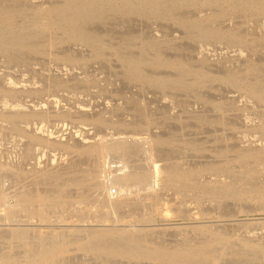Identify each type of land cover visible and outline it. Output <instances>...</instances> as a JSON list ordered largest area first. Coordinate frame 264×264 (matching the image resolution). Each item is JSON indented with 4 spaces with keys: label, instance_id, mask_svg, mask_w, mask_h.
I'll use <instances>...</instances> for the list:
<instances>
[{
    "label": "rangeland",
    "instance_id": "1",
    "mask_svg": "<svg viewBox=\"0 0 264 264\" xmlns=\"http://www.w3.org/2000/svg\"><path fill=\"white\" fill-rule=\"evenodd\" d=\"M58 1L0 0V11L7 14L0 15V112L33 115L10 122L0 116V258L19 253L5 238L8 226L31 224L36 208L15 209L11 192L41 186L51 198L42 210L44 220L33 219L41 238L52 225L74 228L60 259L65 264H162L81 249L79 230L89 224L131 226L141 232L143 248L148 242L171 249L214 241L195 264H264V197L236 192L220 197L214 190L223 182L264 190V97H258L264 90V12L243 4L250 0H167L164 9L149 5L132 12L111 0L81 18L79 26L101 40L92 44L67 25L37 24L48 8L72 2ZM202 22L210 29L202 32ZM158 53L187 65H160ZM131 59L138 62V74L129 71ZM21 129L41 133L55 145L29 139ZM151 137L162 144H150ZM102 142L129 149L102 152L97 145ZM245 150L261 156L245 164L238 161ZM162 163L198 172L158 190L149 176ZM131 168L146 179L122 178ZM31 169L45 177L28 174ZM112 174L121 177L115 186L97 190L99 178L107 181ZM62 192V201H76L74 212L68 207L65 214L79 212V219L57 221L63 211L53 204L54 195ZM98 196H116L127 207L94 208L101 204ZM9 208L17 211L15 220L7 221ZM126 212L125 221H116ZM26 235L30 241L39 238L31 230Z\"/></svg>",
    "mask_w": 264,
    "mask_h": 264
},
{
    "label": "bare ground",
    "instance_id": "2",
    "mask_svg": "<svg viewBox=\"0 0 264 264\" xmlns=\"http://www.w3.org/2000/svg\"><path fill=\"white\" fill-rule=\"evenodd\" d=\"M44 1L46 2V0H44ZM52 1H54V0H52ZM115 1L116 2H114V3L117 4L118 7H120L119 3H122V6L120 7L121 10L129 11V12L130 11L132 12L133 10H135L139 7L143 8V9H146V8L149 9V5H154L157 9L161 10V9H164L166 3H168L167 0H115ZM179 1L180 0H178L176 3H179ZM215 1H218V0H215ZM262 1L264 2V0H262ZM58 2H57V4H58ZM105 2L111 3L112 1L111 0H72V2L66 3L64 5H56V6H53L51 8H48L47 13L43 19L44 22H41L40 24L37 23V24L42 25V27L43 26H49V25H54V26H56V25H67L68 30L70 32L76 34L78 37H81V39H87L88 42L92 41L93 42L92 44H94V43L100 44L101 40H99L95 36L93 37L91 32L88 30V28L86 29L85 27L83 28L82 26H79V25H80V21L82 20L81 18L85 17L87 15L88 11L92 10L93 7L103 5V3H105ZM222 2H224V1H222ZM250 2H251V4L244 1L243 4L250 5V7H252L254 10L258 11L259 13L264 12V4H262L263 2L258 3V2H260V0H250ZM237 4H238V2H237ZM11 5H12V3H11ZM179 6H182V4H179ZM0 7H2L1 4H0ZM173 7H175V5ZM3 9H4V7H3ZM5 9H6V6H5ZM207 10H206V12H207ZM167 11L170 12V7H168ZM211 11H213V10H211ZM157 14H160V13H157ZM202 14H204V13L202 12ZM0 15L2 16V15H7V14L6 13L2 14V11H0ZM39 27H41V26H39ZM87 27H89V26H87ZM56 28H58V26H56ZM204 29L208 30L210 28H209V26L205 25V22H202V24L200 25V30L203 32V31H205ZM242 31H243V29H242ZM137 33H139V32H137ZM227 33H228V35H231L230 37L235 38V39H239V37H240L236 31L235 32L234 31L233 32L228 31ZM46 36H48V35L46 34ZM49 41L51 44H57L58 40L53 39V37H51ZM73 46H75V45H73ZM127 53L128 52H126V54ZM161 56H162V54L158 53L157 61L160 65L165 66V65H169L171 63L170 66L172 68H177V69H181V68L185 69V67L187 65V63H184L182 60L177 59V60H173V61H167ZM144 62H146V61H144ZM166 62L167 63L170 62V63L167 64ZM131 63L133 65L131 66L129 64V71H131V73H133V74H138L139 73L138 62L135 59H131ZM170 73H172V72H170ZM96 79H98V78H96ZM28 87H29V85H28ZM82 87H84V86H82ZM24 88H25V86H24ZM11 91H13V90H11ZM259 95L262 96V99H263L264 90H262L261 92L258 93V97H259ZM0 116L4 117L9 122L12 120H19V119H21V120L25 119L26 120L29 118L31 120V117H33L32 114H23L22 115L20 113H18V114L7 113L6 111L0 112ZM21 131H25V134L27 136H29V139L37 140V141L38 140L43 141L44 143H46L48 145H50L51 143L53 145H55V143L49 137L44 136L41 133H37L33 130H24V129H21ZM149 143L150 144H152V143L162 144V139L160 137H155V138L151 137L149 139ZM97 145H100V148L103 150L102 152H104L106 150L125 151L126 149H129V147L126 146L125 144L116 143V142H113V143H109V142L103 143L102 142V143H98ZM97 145L94 144V147L92 146L91 150L94 151V149L96 148ZM87 148H91V146H89ZM82 149L84 150L86 148H82ZM88 150L90 151V149H88ZM88 150L86 149L85 151H88ZM80 152H81V149H80ZM260 156H261V153H249L248 151L245 150L238 155V159H239L238 161H241V162L247 164L251 161V159L258 158ZM218 161H220V160H218ZM177 168H178V166H177ZM177 168L173 170V169H170L169 167L165 166V164H163V163L162 164H156L153 166V170H152L149 178H151V180L155 183L156 189L163 190L166 187H168L169 185H172L174 183H180V182L183 183L185 181L192 180L195 177L196 173L198 172V170H197L198 168H191V169L189 168V169H182V170L177 169ZM27 173L28 174L32 173L34 175V177L38 178V179L45 177V174L42 170L37 171V170L31 169ZM109 177H113V179L104 181L103 179H101L102 177L99 178L100 183L96 184V185H98L97 190L99 188L102 190H105V189H108L110 187L111 188L114 187L117 180H120L121 177L124 178L125 180H145L146 179V176L140 170H135L132 168H131V170L125 169V172L121 173L120 178L116 174H112ZM100 179H101L102 183H101ZM237 185L238 186L240 185V187L238 188L236 185H234L231 182L230 183H227V182L224 183L223 182L219 188H217V189L215 188L214 190L217 191L216 194L220 197H222V196L227 197L228 195L233 194L235 192L239 193V194L241 193L243 196H248V195L250 196L251 194L252 195L256 194L255 196H257V197H264V190L263 189L255 188V187H248V186H244L242 184H237ZM39 187H40V189H39ZM39 187H38V189L37 188L33 189L31 187L33 190L31 188L25 189L26 188L25 187L24 190H22V192H21V188H18V190L20 189V191L18 193L13 194V192H15V189L13 190V192H11L12 197L15 198V201H14L15 203H13L15 206V209H20V208H23L27 205L32 206V207L34 205L36 207L33 209V212H32V213H34V217H33L34 220L35 219L44 220L42 218V215L44 214L42 212V210L44 209L43 207L45 205H47V206L49 205L48 201H50V199H51L50 195L47 193V191H43L41 189V186H39ZM236 187L238 189H236ZM34 188H35V186H34ZM18 190L16 189V191H18ZM8 191H11V190L7 189L6 192L8 193ZM181 191H179V192H181ZM63 194L64 193L62 192V193H57V195H54L56 199L54 198L53 204H55V206H57L58 208H61V211L64 212V213L62 212L63 218H61L64 221H62L61 219H59L57 221L66 222L65 220L69 221L70 218H72V217L75 218V216H77V218L79 219V215H80L79 212H77L76 214H72V216H68L67 214H65V212H68L71 209L70 207L74 206V202L76 203V201L73 202L72 200H70L71 202H73V204L68 203L69 202L68 199H65L64 201H62V197H64ZM10 196H11V194H10ZM7 197H9L8 194H7V196L4 195V199H7ZM155 197H156L157 201H159L158 200L159 194L157 192H155ZM97 199H98L97 202H101V204L100 205L95 204L94 208H102V207L107 206V205L118 206V208H126L127 207L126 203L119 201L118 197H116V196H110L109 199H106V200H104L105 199L104 197H103V199H101L98 196ZM120 199H122V198H120ZM0 203L2 204V201ZM68 207H69V210H68ZM110 207L113 208L112 206H110ZM15 209L9 208L7 221L15 220L14 218H17L16 217L17 211ZM70 211H73V210H70ZM58 212H59V210H58ZM126 213L128 215H120L122 217L117 218L116 221H119V222L125 221V218L130 216L129 212H126ZM99 218L100 217H98V218L96 217L95 220L98 219L99 222L109 221V219H107V218H105V219L104 218L99 219ZM33 219H32V223L31 224L28 223V225H26V226H24V225L8 226V229H7L8 233L5 234V238L16 243L17 248L20 250H18L19 251V253L17 252L18 254H15V251H14V253H10L9 256H7V257H5V256L1 257L0 262L3 264H65L64 262H61L60 259L68 251V248L71 244L70 243L71 241L69 242V240L67 239L68 238L67 236H68V234H70V235L72 234V232L74 231V228L71 229L70 226L61 225L60 223L57 225H52L50 227L51 231L49 232V234H47L48 236L45 235L46 237L41 238L42 231L39 230L38 227H36L35 221L33 223ZM82 220H84V219H82ZM134 229H132L131 226L115 227V226H107L105 224H103V225L89 224V226H85L79 230V231H82L81 235H80L81 237L79 236L80 240H82V242L79 243V246L81 247V249H83L87 252H91V253H99L100 252V253H103L104 255L108 254L111 256H120V257H127V258H146V259L150 258V259H155L157 261H160V263H162V264H173V263H176L179 261H181V262L183 261L185 263L187 262L188 264H195L200 258L203 257L202 259H204V257L207 256V252H208L207 250H209V247L212 246V243L214 242V241L204 242L205 240L204 241L202 240L203 242H197V243L195 242L196 244H194V243H182V244H186V245H182L180 243L179 245L174 246L175 248L172 247L174 249H172V248L168 249L169 246H167V249L169 251L167 249H164L163 248L164 246H162V245H157V244L148 242V245L143 248L142 243L140 241L141 240L140 236L142 234L140 231L134 230ZM30 230L38 233V236H39V238H41V240L38 241L39 238L37 239V241L28 240V237L26 234ZM65 232H68V233L65 234ZM139 232H140V236H139ZM120 237H124V238L122 239L123 241L119 242L118 239ZM212 239H213V237H212ZM195 240L196 239H194L193 241H195ZM2 254H4V253H2Z\"/></svg>",
    "mask_w": 264,
    "mask_h": 264
}]
</instances>
